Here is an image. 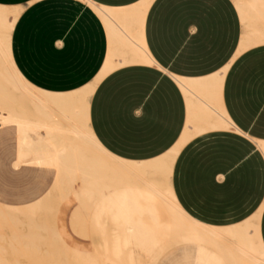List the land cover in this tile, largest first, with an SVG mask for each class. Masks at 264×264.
Returning a JSON list of instances; mask_svg holds the SVG:
<instances>
[{
  "label": "crops",
  "instance_id": "1",
  "mask_svg": "<svg viewBox=\"0 0 264 264\" xmlns=\"http://www.w3.org/2000/svg\"><path fill=\"white\" fill-rule=\"evenodd\" d=\"M90 1L128 11L143 0ZM0 5L23 8L11 37L13 59L26 81L47 92L92 83L110 47H124L122 38H113L114 27L127 37L121 24L110 29L77 0ZM129 24L153 65H123L102 78L90 100L89 125L119 159L148 161L170 150L187 124L189 98L175 78L204 80L225 68L243 24L233 0H154L142 20ZM210 98L237 131L206 132L183 146L172 172L174 195L188 215L209 226L238 224L261 207L264 245V145H257L264 143V44L235 58Z\"/></svg>",
  "mask_w": 264,
  "mask_h": 264
},
{
  "label": "bare ground",
  "instance_id": "2",
  "mask_svg": "<svg viewBox=\"0 0 264 264\" xmlns=\"http://www.w3.org/2000/svg\"><path fill=\"white\" fill-rule=\"evenodd\" d=\"M77 1L87 4L110 29L113 23L121 24L127 37L114 27L113 38H122L124 47H110L97 78L70 93L47 92L24 79L11 47L23 8L0 5V169L20 184L15 197L0 196V264H21L20 258L30 264H65L53 251H39L54 249V241L69 249L75 264H139L138 254L157 257L170 243L193 264L222 259L227 264H264L261 207L235 225H205L181 208L171 181L175 160L187 142L210 131H237L210 94L218 93L235 58L264 44V0H233L243 24L234 58L207 79L175 78L189 98L185 130L170 150L137 162L119 159L100 145L89 125V107L95 87L114 69L153 65L129 23L142 20L154 0H143L128 11ZM53 198L58 206L51 203ZM11 199L18 204L10 205ZM88 202L95 217H106L115 228L101 243V254L76 240L69 221L71 210L87 207ZM37 215H54L55 222L37 220ZM7 250L13 259L5 258Z\"/></svg>",
  "mask_w": 264,
  "mask_h": 264
},
{
  "label": "rangeland",
  "instance_id": "3",
  "mask_svg": "<svg viewBox=\"0 0 264 264\" xmlns=\"http://www.w3.org/2000/svg\"><path fill=\"white\" fill-rule=\"evenodd\" d=\"M49 183V181H47ZM77 184L80 185V182L77 181ZM18 183L11 182L9 174L0 169V196L12 198L20 193ZM79 188V186H77ZM10 205L18 204V201L8 200ZM51 203L55 206L59 205L57 199H52ZM91 203L88 202L87 207L83 205L78 206L74 210H71L69 221L72 225L74 236L76 240L85 245L93 246V249L98 254L103 252V249L100 247L104 239H107L113 233L115 229L112 224L108 221L106 217H95L91 211ZM38 216V215H37ZM37 220L46 219L48 224H53L55 221L54 215H40ZM54 221V222H53ZM56 247L54 249L40 248V252L44 251H53L58 257H62L63 260H66L65 264H75L73 256L70 254L69 249L58 241H54ZM6 245V243L4 244ZM216 257L222 258L219 253L211 250ZM5 258L11 260L13 259L11 251L7 250ZM139 264H193L191 261L187 260V257L181 252L180 248L177 245L172 243L167 244L165 248L158 251V256H153L152 258L147 257V255L140 253L138 254ZM21 264H30L26 258H20ZM212 264V263H210ZM214 264H227L224 259L220 262Z\"/></svg>",
  "mask_w": 264,
  "mask_h": 264
}]
</instances>
